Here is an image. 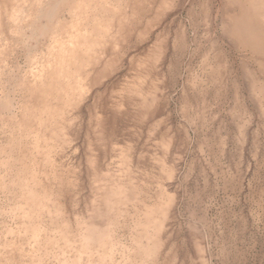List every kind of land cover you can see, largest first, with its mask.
<instances>
[{
  "label": "rangeland",
  "instance_id": "374dc122",
  "mask_svg": "<svg viewBox=\"0 0 264 264\" xmlns=\"http://www.w3.org/2000/svg\"><path fill=\"white\" fill-rule=\"evenodd\" d=\"M71 1L0 0V264H264V0Z\"/></svg>",
  "mask_w": 264,
  "mask_h": 264
},
{
  "label": "bare ground",
  "instance_id": "6f19581e",
  "mask_svg": "<svg viewBox=\"0 0 264 264\" xmlns=\"http://www.w3.org/2000/svg\"><path fill=\"white\" fill-rule=\"evenodd\" d=\"M71 1V0H70ZM143 1V0H142ZM148 1V0H147ZM259 1V0H258ZM125 2V1H124ZM124 2H123V4H124ZM135 2V1H134ZM149 2V1H148ZM154 2H156V0L154 1ZM153 2V3H154ZM171 2V1H170ZM250 2V1H249ZM40 3H41V1H40ZM61 3V2H60ZM59 3V4H60ZM71 3H72V1H71ZM81 3H82V1H81ZM130 3H133L132 2V0H131V2L129 1V4ZM140 3V2H139ZM146 3V2H145ZM144 3V4H145ZM166 3V2H165ZM241 3H242V1H241ZM246 3V2H245ZM248 3V2H247ZM246 3V4H247ZM252 3V2H251ZM83 4H84V2H83ZM87 4H88V2H87ZM117 4V3H116ZM122 4V5H123ZM135 4V3H134ZM150 4V3H149ZM253 4V3H252ZM51 5V4H50ZM62 5H63V3H62ZM79 5V4H78ZM121 5V6H122ZM166 5V4H165ZM164 5V6H165ZM112 6H115V4L114 5H112ZM118 6V5H117ZM155 5H152V7H154ZM240 6V5H239ZM244 6V5H243ZM247 6V5H246ZM250 6H251V4H250ZM69 7V6H68ZM140 7H142V6H140ZM149 7V6H148ZM166 7V6H165ZM249 7V6H248ZM60 8V7H59ZM89 8V7H88ZM107 8V7H106ZM122 8V7H121ZM124 8V7H123ZM126 8H128V7H126ZM144 8V7H143ZM168 8V7H167ZM245 8V7H244ZM81 9V8H80ZM86 9V8H85ZM111 9V8H110ZM140 9V8H139ZM149 9H150V11H151V8L149 7ZM241 9H243L242 7H241ZM47 10V9H46ZM95 10V9H94ZM114 10H117V9H114ZM122 10V9H121ZM133 10H135V9H132V12H133ZM248 11H249V9H247ZM66 11H67V9H66ZM86 11V10H85ZM123 11H125L126 12V10H124L123 9ZM131 11V10H130ZM137 11V10H136ZM251 11V10H250ZM78 12V11H77ZM94 12V11H93ZM101 12V11H100ZM111 12V11H110ZM119 11H117V13H118ZM146 12H147V10H146ZM224 12V11H223ZM57 13V12H56ZM55 13V14H56ZM87 13V12H86ZM122 13V12H121ZM120 13V14H121ZM134 13H136V12H134ZM145 13V12H144ZM246 13V12H245ZM93 14V13H92ZM100 14V13H99ZM102 14V13H101ZM111 14V13H110ZM138 14V13H137ZM149 14V13H148ZM151 14V13H150ZM150 14H149V16H150ZM256 14H258V13H256ZM70 15V14H69ZM134 15V14H133ZM132 15V16H133ZM236 15V14H235ZM249 15H250V13H249ZM254 15V14H253ZM76 16H78V13H76ZM75 16V17H76ZM106 16V18L108 19V17H107V15H105ZM117 16V15H116ZM115 16V17H116ZM123 16V15H122ZM137 16V15H136ZM141 16V15H140ZM143 16V15H142ZM258 16V15H257ZM74 17V18H75ZM99 17V16H98ZM101 17V16H100ZM124 17V16H123ZM126 17V16H125ZM145 17V16H144ZM151 17V16H150ZM232 17V16H231ZM24 18V17H23ZM77 18V17H76ZM79 18V17H78ZM84 18H86L87 19V16L86 17H84ZM102 18V17H101ZM101 18H99V19H101ZM110 18V17H109ZM112 18V17H111ZM135 18H137V17H134V19ZM256 18H258V17H256ZM125 19V18H124ZM130 19H132L133 20V18L131 17ZM142 19V18H141ZM144 19V18H143ZM72 20V19H71ZM74 20V19H73ZM84 20V19H83ZM115 20V19H114ZM118 20H120V19H118ZM118 20H117V22H118ZM129 20V19H128ZM131 20V21H132ZM8 21V20H7ZM103 21H104V19H103ZM66 22V21H65ZM90 22V21H89ZM109 22H111V21H109ZM120 22V21H119ZM118 22V23H119ZM122 22V21H121ZM126 22H127V19H126ZM132 22H135V21H132ZM138 22V21H137ZM142 22V21H141ZM255 22V21H254ZM35 23V22H34ZM56 23V22H55ZM101 23H103V22H101ZM107 23V22H106ZM136 23V22H135ZM208 23V22H207ZM235 23V22H234ZM67 24H69V22L67 23ZM77 24H78V22H77ZM87 24V23H86ZM86 24H84V25H86ZM90 24H92V23H90ZM100 24V23H99ZM131 24H133V23H131ZM141 25H142V23H140ZM236 24V23H235ZM59 26V25H58ZM67 26H70V25H67ZM79 26V25H78ZM100 26V25H99ZM103 26V25H102ZM117 26L118 25H116L115 27L117 28ZM131 26V25H130ZM133 26H135V25H133ZM147 26V25H146ZM57 27V26H56ZM101 27V26H100ZM109 27V26H108ZM107 27V28H108ZM112 27V26H111ZM132 27V26H131ZM110 28V27H109ZM118 28H120V29H122L121 27H118ZM129 28V27H128ZM236 28V27H235ZM104 29H105V27H104ZM111 29V28H110ZM119 29V30H120ZM124 29V28H123ZM233 29V28H232ZM10 30V29H9ZM58 30V29H57ZM65 30V29H64ZM109 30V29H108ZM113 30V29H112ZM116 30H118V29H116ZM115 30V31H116ZM63 31V30H62ZM61 31V32H62ZM79 31V29H76V24L74 25H72L71 27H70V29H69V31H68V35H67V37H63V38H58V41H56L57 43H58V45H56V46H58V47H61V49H59L58 51V53L57 54H55L53 57V59H48V63H50V65H51V63L53 64V65H51V66H54V69H53V67H52V71H51V76H50V78L53 80V79H55L57 76L59 77V75H62V74H65L66 72H68V71H63V69L61 68L65 63H67L68 64V67H69V65H72L71 63H73L74 61H75V57H74V51L76 50V48L77 47H80V48H83L84 47V45H85V38H84V36L81 34V31L80 32H78ZM87 31V30H86ZM106 31H107V29H106ZM132 32H134L133 30H131ZM233 31H234V29H233ZM66 32V31H65ZM98 32V31H97ZM108 32V31H107ZM117 32V31H116ZM64 33V32H63ZM95 33L96 32H94V35H95ZM104 33V32H103ZM114 33V32H113ZM113 33H110V34H113ZM118 33V32H117ZM53 34V33H52ZM84 34V33H83ZM106 34V33H105ZM135 34H136V32H135ZM64 35V34H63ZM103 34H101V36H102ZM132 35V34H131ZM130 35V36H131ZM134 35V34H133ZM98 36V35H97ZM107 36V35H106ZM116 36H117V34H116ZM103 37V36H102ZM245 37V36H244ZM243 37V38H244ZM108 38H109V36H108ZM43 39V38H42ZM97 39V38H96ZM100 39V38H99ZM116 39V38H115ZM130 39V38H129ZM136 39V38H135ZM244 39H246V38H244ZM86 40H87V37H86ZM90 40H91V37H90ZM247 40V39H246ZM102 41H103V38H102ZM126 42L128 41V39L127 40H125ZM55 42V41H54ZM114 42H116L115 40H114ZM114 42H112V43H114ZM98 43V42H97ZM104 43V42H103ZM110 43V42H109ZM124 43V42H123ZM128 43V42H127ZM50 44V43H49ZM52 44V43H51ZM89 44H92V43H89ZM115 44V43H114ZM120 44V43H119ZM16 45V44H15ZM123 45V44H122ZM18 46V45H17ZM109 46V45H108ZM107 46V47H108ZM113 46V45H112ZM120 46V45H119ZM155 46V45H154ZM12 47V46H11ZM52 47V46H51ZM111 47V46H110ZM116 47H118V46H116ZM43 48V47H42ZM96 48V47H95ZM157 48V47H156ZM58 49V48H57ZM98 49V48H97ZM100 49V48H99ZM79 50V49H78ZM87 50V49H86ZM96 50V49H95ZM54 51H56V50H54ZM110 51V50H109ZM3 52V51H2ZM21 52V51H20ZM85 52V51H84ZM92 52H95V51H92ZM101 52H102V50H101ZM101 52H97L96 51V53H100L101 54ZM104 52V51H103ZM79 53H81V52H79ZM89 53V52H88ZM105 53V52H104ZM111 53V52H110ZM149 53V52H148ZM91 54V53H90ZM103 54V53H102ZM101 54V55H102ZM151 54V53H150ZM83 55V54H82ZM104 55V54H103ZM102 55V56H103ZM134 55V54H133ZM148 55V54H147ZM84 56V55H83ZM90 56V55H89ZM106 56V55H105ZM44 57V56H43ZM47 57V56H46ZM77 57V56H76ZM79 57H80V55H79ZM78 57V58H79ZM34 58V57H33ZM38 58V57H37ZM94 58H95V56H94ZM97 58V57H96ZM32 59V58H31ZM39 59V58H38ZM83 59V58H82ZM116 59V58H115ZM115 59H114V61H115ZM33 60V59H32ZM91 60V59H90ZM89 60V61H90ZM155 60V59H154ZM5 61V60H4ZM91 61H93V59L91 60ZM97 61V60H96ZM18 62V61H17ZM82 62V61H81ZM86 62V61H85ZM98 62H99V60H98ZM146 62V61H145ZM144 62V63H145ZM41 63V62H40ZM76 63V62H75ZM91 63V62H90ZM141 63V62H140ZM47 64V63H46ZM87 64V63H86ZM93 64V63H92ZM97 64V63H96ZM34 65V64H33ZM87 65H89V64H87ZM86 65V66H87ZM85 66V65H84ZM93 65H91V67H92ZM26 67V66H25ZM43 67V66H42ZM76 67V65L74 66V68ZM79 67H81V65L79 66ZM88 67V66H87ZM146 67V66H145ZM78 68V67H77ZM85 68V67H84ZM115 68V67H114ZM113 68V69H114ZM36 69V68H35ZM22 70V69H21ZM42 71H43V68L41 69ZM79 70V69H78ZM40 71V70H39ZM86 71V70H85ZM98 71V70H97ZM76 72V71H75ZM114 72V71H113ZM113 72H111V73H113ZM40 73H42L41 71H40ZM40 73H39V75H40ZM47 73V72H46ZM61 73V74H60ZM72 73V72H71ZM84 74H87L86 72H83ZM82 73V74H83ZM88 73H90V71H88ZM67 74V73H66ZM109 74V73H108ZM39 75H36V77L35 78H38L39 77ZM48 75V74H47ZM68 75V74H67ZM70 75V74H69ZM78 75V74H77ZM64 76V75H63ZM71 76V75H70ZM91 76V75H90ZM49 77V76H48ZM53 77H55V78H53ZM74 77V76H73ZM108 77H109V75H108ZM66 78V77H65ZM71 78V77H70ZM83 78V77H82ZM84 78H88V77H84ZM10 79H11V77H10ZM22 79V78H21ZM76 79H78V78H76ZM80 79V78H79ZM78 79V80H79ZM58 80V79H57ZM56 80V81H57ZM63 80V79H62ZM65 80V79H64ZM89 80V79H88ZM101 80V79H100ZM9 81V80H8ZM50 81V80H49ZM72 81V80H71ZM18 82V81H17ZM52 82V81H51ZM67 82H68V80H67ZM82 82H83V80H82ZM89 82H91V80L89 81ZM101 82V81H100ZM99 82V83H100ZM10 83V82H9ZM66 83V82H65ZM76 83V82H75ZM85 83V82H84ZM94 83H96V82H94ZM98 83V84H99ZM55 84V83H54ZM69 84V83H68ZM86 84V83H85ZM97 84V85H98ZM15 85V84H14ZM41 85V84H40ZM49 85V84H48ZM47 85V86H48ZM64 85V84H63ZM72 85V84H71ZM75 85V84H74ZM96 85V84H95ZM18 86V85H17ZM46 86V87H47ZM65 86V85H64ZM67 86H69L70 87V85H67ZM66 86V87H67ZM86 86V85H85ZM88 86V85H87ZM41 87H42V85H41ZM45 87V86H44ZM79 87V85H77V88ZM129 87H130V85H129ZM40 88V87H39ZM68 88V87H67ZM96 88V87H95ZM13 89V88H12ZM30 89V88H29ZM51 89V88H50ZM55 89V88H54ZM99 89V88H98ZM101 89V88H100ZM26 90V89H25ZM31 90V89H30ZM30 90H29V92H30ZM88 90H90V89H88ZM34 91V90H33ZM73 91V90H72ZM22 92V91H21ZM63 92V91H62ZM100 92V91H99ZM36 93V92H35ZM34 93V94H35ZM97 93V92H96ZM103 93V92H102ZM101 93V94H102ZM18 94V93H17ZM54 94V93H53ZM66 94H67V92H66ZM85 94V93H84ZM14 95V94H13ZM86 95V94H85ZM84 95V96H85ZM90 95V94H89ZM98 95V94H97ZM100 95V94H99ZM47 96V95H46ZM82 96V95H81ZM84 96H83V98H84ZM66 97H67V95H66ZM14 98V97H13ZM92 98V97H91ZM11 99V98H10ZM64 98H62V100H63ZM82 99V98H81ZM85 99H87V98H85ZM93 99V98H92ZM97 99V98H96ZM83 100V99H82ZM81 100V101H82ZM88 100V99H87ZM24 101V100H23ZM31 101V100H30ZM68 101V100H67ZM62 102V101H61ZM54 103V102H53ZM64 103V102H63ZM68 103V102H67ZM96 103V102H95ZM22 104V103H21ZM80 104V103H79ZM79 104L78 105H76L77 107L79 106ZM86 104V103H85ZM29 105V104H28ZM32 105V104H31ZM55 105V104H54ZM58 106H59V104H58ZM76 106H73V107H76ZM19 108V107H18ZM24 108V107H23ZM35 108V107H34ZM60 108H61V106H60ZM60 108H58V109H60ZM72 108V107H71ZM79 108V107H78ZM77 108V109H78ZM5 110V109H4ZM21 110V109H20ZM20 110L18 111V113L20 112ZM73 110H75V109H73ZM81 110V109H80ZM13 111V110H12ZM22 111V110H21ZM68 111V110H67ZM59 112V111H58ZM73 112V111H72ZM70 113V112H69ZM68 113V114H69ZM76 113H78V112H76ZM5 114V113H4ZM61 114H62V111H61ZM60 114V115H61ZM71 114V113H70ZM80 114V113H79ZM20 115V114H19ZM41 115V114H40ZM58 115V114H57ZM59 115V116H60ZM78 115V114H77ZM63 116H64V114H63ZM69 116V115H68ZM20 117V116H19ZM67 117V116H66ZM70 117H73V116H70ZM36 118V117H35ZM65 118V117H64ZM4 119V118H3ZM19 119V118H18ZM23 121V120H22ZM64 121V120H63ZM75 121V120H74ZM33 122V121H32ZM35 122H36V120H35ZM16 123V122H15ZM55 123V122H54ZM74 123V122H73ZM30 124V123H29ZM36 124V123H35ZM59 124V123H58ZM27 125V124H26ZM36 126V125H35ZM53 126V125H52ZM12 127V126H11ZM57 127V126H56ZM14 128V127H13ZM58 128V127H57ZM17 129H18V127H17ZM26 129V128H25ZM23 130V129H22ZM31 130V129H30ZM12 131H13V129H12ZM20 132V131H19ZM52 132V131H51ZM79 133V132H78ZM12 134V133H11ZM54 134V133H53ZM18 135V134H17ZM24 136V135H23ZM22 136V137H23ZM32 136V135H31ZM30 137V136H29ZM50 137H51V135H50ZM23 140V139H22ZM25 140V139H24ZM37 141V140H36ZM26 143V142H25ZM28 143V142H27ZM21 147V146H20ZM94 159V158H93ZM95 160V159H94ZM2 171V170H1ZM0 171V172H1ZM11 178V177H10ZM41 182V181H40ZM41 184V183H40ZM46 184V183H45ZM44 185V184H43ZM106 188V187H105ZM41 189V188H40ZM40 191H42V190H40ZM99 197H101V196H99ZM95 201V200H94ZM99 203V202H98ZM102 204V203H101ZM98 205V204H97ZM102 206H103V204H102ZM100 207V206H99ZM96 215V214H95ZM95 217H97V216H95ZM91 223V222H90ZM26 236V235H25ZM15 243V242H14ZM16 245V244H15ZM21 245V244H20ZM4 246V245H3ZM16 246H19V245H16ZM30 249V248H29ZM7 250V249H6ZM23 252V251H22ZM5 253V252H4ZM7 253V252H6ZM27 253V255H28V252H26ZM16 255V254H15ZM20 256V255H19ZM23 256V255H22ZM7 257V256H6ZM8 258V257H7ZM16 259V258H15ZM21 260V259H20ZM25 260V259H24ZM8 261H9V259H8ZM16 260H14V262H15ZM7 264V263H6ZM10 264H12V263H10ZM15 264V263H14Z\"/></svg>",
  "mask_w": 264,
  "mask_h": 264
}]
</instances>
